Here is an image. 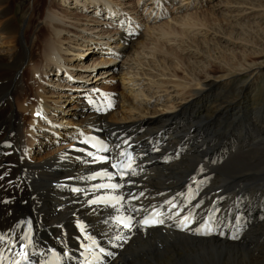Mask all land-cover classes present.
<instances>
[{
  "label": "bare ground",
  "instance_id": "6f19581e",
  "mask_svg": "<svg viewBox=\"0 0 264 264\" xmlns=\"http://www.w3.org/2000/svg\"><path fill=\"white\" fill-rule=\"evenodd\" d=\"M60 1L75 3L77 8L81 4L95 9H104V6L111 10L108 14L111 18L120 12L114 9L111 0ZM151 1L154 5L164 2ZM173 1L165 0V3L172 4ZM47 2L0 0V231L13 234L9 241L0 240V264L22 258L16 246L20 243L23 248L29 234L33 237L32 247L36 244L38 253H42L39 264H46L45 256L51 247L63 248L65 245L71 250L69 256L61 257L62 251H59V257L64 264H74L72 257H78L75 242L84 241L83 236L88 232L96 240V250L108 253V257H102L92 250L98 264H264V220L259 221L264 212V62L258 64L257 58L247 56L243 63L229 64L228 68L219 66L206 75L200 73L195 80L198 82L192 86L193 80L185 75L179 57L166 49L167 37L177 33L175 27L168 26L160 30L159 42L150 43L154 48L147 54L159 59L160 64L156 66L161 76L171 71L170 79L159 81L152 73L140 71L130 78L127 76L129 79L121 76L125 89L115 93L90 83L75 85L73 88H83L86 96L83 94L82 99L75 96L73 109L76 110L71 113L73 121L69 122L74 127L57 129L58 125L52 124L53 121L63 119L62 125L67 126V111L54 114L59 102L50 99L42 84L48 77L60 78L65 74L63 70L70 73L73 67H86L80 62L74 66L76 60L67 57L72 50L65 48L64 36L71 33V28L46 8ZM158 12L153 9L151 15L156 16ZM121 19L128 22L124 17ZM209 22L207 17L201 18L198 14L184 16L180 21L184 28L182 34L189 38V30L206 27ZM145 37L138 30L123 29L115 43L121 50L115 51L114 57H138V46L148 49ZM101 59L103 61V56ZM245 71L250 74L248 80H243L242 72ZM95 73L92 71L88 78L95 79ZM219 73L224 75L217 77ZM136 82H139L138 87L149 82L159 92L171 88L184 103L175 108L166 107L167 111H172L170 114L154 112L162 114L146 118L150 107L163 100L156 97L146 102L149 98L146 92L150 88L147 86L146 92L142 89L136 93L133 85ZM97 91L114 99V111L98 113L101 107L95 102ZM131 96L133 100L129 103ZM139 99L145 103L142 110H137L134 103ZM206 125L211 126L206 134L218 129L211 139L202 133L201 127ZM44 128L49 129V134L56 133L55 138L68 139V146L35 163L29 154L34 146L41 145L38 137ZM86 128L101 130L115 146L122 139L133 146L139 173L133 180L137 171L130 174L128 180L132 182L113 188L116 184L107 181L106 163L93 159L75 145L81 139L79 131ZM223 131V139L232 131L252 133L256 138L252 146L244 150L234 143L221 141ZM44 136L50 141L48 134ZM232 150L238 151L234 163H227L225 167L215 165L216 160L224 161L218 153L225 155L224 151ZM120 152L114 150L110 156L116 158ZM237 178H240L239 183L242 182L243 191L239 188L230 192L234 189H228V193L227 189H222ZM204 186L208 187L206 205L195 208L181 199L187 188ZM126 189L130 190L128 194H124ZM248 191L250 196L242 198V192ZM140 193H143L140 205L146 203L152 207L163 203L168 216L178 211L176 203L179 202L183 217L187 213H193L195 218L200 212L212 214L220 222L213 224L214 229H227L226 239L218 235L199 238L194 234L195 226L182 231L170 220L171 226L165 229L121 232L114 225V218L129 217L135 223L143 214L138 203L120 206V200L123 202L132 194ZM131 212L134 216H130ZM236 215L240 217L237 223L232 220ZM17 235L24 240L20 242L19 238L13 242Z\"/></svg>",
  "mask_w": 264,
  "mask_h": 264
},
{
  "label": "rangeland",
  "instance_id": "374dc122",
  "mask_svg": "<svg viewBox=\"0 0 264 264\" xmlns=\"http://www.w3.org/2000/svg\"><path fill=\"white\" fill-rule=\"evenodd\" d=\"M47 1L48 2L46 4V8H49L50 10L55 12L56 16L58 18H62L65 24L71 28V33L64 36V39L66 38L64 40L65 48L70 47V49L72 50V53H68L67 57H72L74 60H76V62L74 61L73 63L74 66H76L77 62H80L84 63L83 66L86 67H80L78 69L76 67V69H74L73 67L72 70H70V73H66V71L63 70L62 73H65L66 77L65 74H62L60 78L48 77L42 84V86L46 87V92L49 95L50 99L59 102L57 106L58 108L56 107V111L54 112V114L58 115L62 110L67 111V114L65 115L67 117V126L62 125L63 119H61V116L59 117V119H61L60 121H57V119L53 121L52 124L58 125L57 129L64 130L65 127L68 129L72 128L73 125H69V122L73 121V117L71 116L76 110L73 109L76 103V101H74L75 96L78 99H82L83 94L84 96H86V91H84L83 88H73V86L75 85L77 86L80 85V83H89L91 81L90 84H100L103 86L104 83L102 81L105 80L109 82V84L114 81V91L124 90L125 88L123 86L121 76H126L124 78L129 79L136 73L140 74V71L142 73H152V75L156 76V79L159 81H166L170 79V75L172 74L171 71L164 72L165 76H161L160 71L158 72L159 67L156 66L160 64L159 59L154 55L147 54L150 48H154V45H150V43L152 44V41L159 42L161 40L160 30L163 28L167 29L168 26L175 27L177 33L173 32L174 36L167 37L169 39V42L166 49L170 50L169 52L172 54L173 52H175L179 57L178 62L180 66L183 67L184 70H186L185 75L188 76L189 80H193L192 86L195 84V82H198L195 80H197L200 73H204L206 75V73L210 74L214 70V68H217L219 66H227L226 68H228L229 64L231 65L238 62L243 63L245 61L244 58H246L247 56H253L255 60L257 58L258 64L264 62V0H203V2L201 0H192L190 7L195 8L199 6L194 10H190V7H187V5L189 4V0H183V3H180L176 6H172L171 4H169L170 6L166 7L168 9V13L174 14L175 11H181L178 10V7H181L182 9L186 8L188 9V12L185 13V11H182L183 13L174 15L169 19H162V17L164 16H162L161 12L162 8L166 5L165 0H163L164 2L162 7H157L156 4L154 5V2H152L151 0H111L114 2V9L120 11L119 15L113 14L112 18L108 15L111 14V10L104 6H102V8H106L108 11H110L105 12L104 9H95V7L86 8L82 4L77 8L75 6V3L63 4V2H61L60 0ZM206 1L207 4L205 3ZM194 2H202L201 5H203L204 7L201 8L200 5ZM31 6L32 2L30 4V7ZM153 9H155V11L159 10V13L161 14H156V16L153 14L151 15V10ZM129 12L133 16L139 18L141 28L145 27L144 31L139 32L146 36L144 41L145 45L148 46V49L143 50V48L138 46L140 48V54L138 57L137 55H132L133 57L121 55L119 56V58H115L114 52L117 50H121V48H118L115 44L119 41L118 38L122 33L121 29H124V31H127L129 28H132V30H139L138 27H135L138 25L136 23H132V20L129 19V15H131ZM164 12L167 13L166 10H164ZM188 14H198L199 17L204 18L205 16L210 20L208 26L206 27L193 28L192 30H189L191 31V33H188L189 38L183 36L182 29L184 28L180 23L184 16H189ZM120 17L126 18L129 22H124ZM121 21L124 22V24H121ZM117 23L121 24L120 30L114 26V24ZM146 39H148V41H146ZM192 40L196 41L198 44L193 43ZM188 46L190 47V50H186ZM260 53L263 54L259 55ZM102 56L103 61L101 59ZM77 58H81V60H84L80 61L77 60ZM200 58H204V60L201 61ZM135 59L137 60V62L135 61ZM180 61H182V64L180 63ZM114 68H117L119 71H111ZM92 71H96L95 81H93V78H88V75H90ZM95 75L92 77H95ZM223 75L224 73H219L217 74V77ZM242 75L244 77L243 80L249 79L250 74H247L246 71L242 72ZM73 78H75L76 83L70 82V80ZM141 79L143 80V78ZM56 80L58 81L56 82ZM223 82L221 81V83ZM135 84L133 85L135 92L137 91L136 93H139V91L142 89H145L146 92L147 86L150 88V90H147L146 92V94L149 96V98H147L148 100H145L146 102L154 100L156 99V97L163 100V102L160 100L157 103L155 102L157 105L150 107V111L146 113V118H153L162 114H154V112H165L164 114H170L172 111H167L166 107L175 108L181 103H184L178 100L177 92H174V90H172L171 88L168 89V91H165L166 89H160L161 92H159L155 90L156 86L152 87L149 82H145L139 87V82H136ZM105 89H107V87H105ZM251 90L254 91V87H252ZM81 92L83 93L82 95H80ZM154 94L156 95L154 96ZM173 97L175 98V100H173ZM131 100H133V96L128 98V102L131 103ZM141 100H136L137 103L134 102L136 104L137 110L145 107L144 101ZM152 113L154 115H152ZM119 123L123 124L127 122ZM63 124H65V122ZM60 126H63V128H60ZM201 129L203 135L208 139L213 138L218 130L216 127L212 134H206V132L211 129V126L209 127L208 125H206L204 127H201ZM48 130L47 128H44L42 132H40L42 134L39 135L40 137L38 138L41 139V145L34 146L31 150V153L29 154L30 156H32L31 159L35 163H39L45 157L53 154L54 152H58L60 149L65 148V146L60 143V141H62L61 138H55V136H57L56 133L52 132L53 134H49L50 132L48 133ZM45 134L49 135L50 141H46V139L44 138L46 137L44 136ZM224 134L225 131L221 132V141L234 143L236 147H241L244 150H248L252 146L253 140H255L256 138V136L252 133L238 134L237 131H232L223 139ZM52 139H54L56 142H53ZM65 142L68 144V139H66ZM237 153V150H232L230 152L224 151L225 155H220L218 153V156L224 161L220 162V164L219 161L216 160L215 165H217L218 167H225L227 163H234L237 158ZM215 177L213 178L214 180ZM239 180L240 178H237L230 183H226V185L223 186L222 189L224 191L225 189H227V191L228 189H234L230 192L237 191L239 188L242 190V182L239 183ZM249 182L250 184H252L253 180H251L250 178Z\"/></svg>",
  "mask_w": 264,
  "mask_h": 264
},
{
  "label": "snow or ice",
  "instance_id": "6c2138e0",
  "mask_svg": "<svg viewBox=\"0 0 264 264\" xmlns=\"http://www.w3.org/2000/svg\"><path fill=\"white\" fill-rule=\"evenodd\" d=\"M112 167H113V168H117L118 165L113 164ZM112 187H113V188H118V187H120V186H119V185H113ZM145 223H147V221H145ZM125 226L127 227V225H125ZM0 239H2V238H0ZM18 255H24V256H26V253H20V254H18Z\"/></svg>",
  "mask_w": 264,
  "mask_h": 264
}]
</instances>
